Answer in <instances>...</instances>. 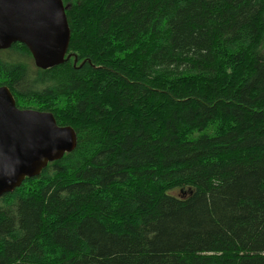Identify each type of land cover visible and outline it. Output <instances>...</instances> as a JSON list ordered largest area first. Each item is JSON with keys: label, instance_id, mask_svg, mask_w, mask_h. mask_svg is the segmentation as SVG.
I'll return each instance as SVG.
<instances>
[{"label": "trees", "instance_id": "16d2710c", "mask_svg": "<svg viewBox=\"0 0 264 264\" xmlns=\"http://www.w3.org/2000/svg\"><path fill=\"white\" fill-rule=\"evenodd\" d=\"M61 1L67 61L0 50L76 137L0 197V264H264V0Z\"/></svg>", "mask_w": 264, "mask_h": 264}, {"label": "water", "instance_id": "95a60500", "mask_svg": "<svg viewBox=\"0 0 264 264\" xmlns=\"http://www.w3.org/2000/svg\"><path fill=\"white\" fill-rule=\"evenodd\" d=\"M67 8L61 0H0V50L19 43L38 69L63 64L70 58L65 57L70 34ZM75 146L70 127L57 126L51 113L17 108L8 88L0 87V197L25 178L37 177Z\"/></svg>", "mask_w": 264, "mask_h": 264}, {"label": "rangeland", "instance_id": "374dc122", "mask_svg": "<svg viewBox=\"0 0 264 264\" xmlns=\"http://www.w3.org/2000/svg\"><path fill=\"white\" fill-rule=\"evenodd\" d=\"M32 62V65H33V61H31ZM34 66V65H33ZM35 67V66H34Z\"/></svg>", "mask_w": 264, "mask_h": 264}, {"label": "bare ground", "instance_id": "6f19581e", "mask_svg": "<svg viewBox=\"0 0 264 264\" xmlns=\"http://www.w3.org/2000/svg\"><path fill=\"white\" fill-rule=\"evenodd\" d=\"M65 57H66V55H65Z\"/></svg>", "mask_w": 264, "mask_h": 264}]
</instances>
